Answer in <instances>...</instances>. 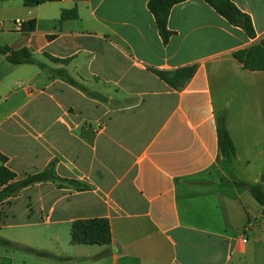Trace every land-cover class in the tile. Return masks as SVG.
Masks as SVG:
<instances>
[{
	"label": "crops",
	"instance_id": "crops-1",
	"mask_svg": "<svg viewBox=\"0 0 264 264\" xmlns=\"http://www.w3.org/2000/svg\"><path fill=\"white\" fill-rule=\"evenodd\" d=\"M231 1L255 37L205 0L173 6L167 43L150 0H0V46L27 47L102 97L0 55L5 164L22 177L55 161L59 176L90 186L40 182L0 204V237L66 257L0 245V264H264V208L226 182L257 184L264 171V71L234 57L264 39V0ZM72 9L78 17L62 20ZM192 64L181 89L151 70ZM222 113L232 162L218 143ZM92 218L109 220L111 245L71 242L74 221Z\"/></svg>",
	"mask_w": 264,
	"mask_h": 264
},
{
	"label": "trees",
	"instance_id": "trees-1",
	"mask_svg": "<svg viewBox=\"0 0 264 264\" xmlns=\"http://www.w3.org/2000/svg\"><path fill=\"white\" fill-rule=\"evenodd\" d=\"M53 0H24L27 6H35L41 3ZM186 0H150L149 9L153 13L157 27L163 37L165 43L173 34L168 28L169 14L173 6ZM213 9L223 16L230 24L239 26L245 34L253 38L255 37V29L252 19L249 15L239 9V7L231 0H205ZM78 17L76 9L63 11L62 20ZM36 29V21L31 20L22 26L23 32H32ZM12 53L11 56H7ZM0 55L7 56V60L14 65L35 64L42 70L47 71L52 77L60 78L70 85L82 90L87 95L95 98H102L100 94L89 91L84 85L73 78L64 68H50L45 63L34 58L32 51L27 48L13 50L10 47L0 46ZM54 62L67 63L68 59H57L50 55H46ZM234 57L245 69L251 71H264V39L248 49H241L234 53ZM196 64L180 67L174 70L151 69L161 80L170 87L181 89L188 80L195 74ZM105 99V98H104ZM218 143L222 155L232 162L235 155V146L227 127V115L222 113L218 118L217 124ZM0 159L4 162L0 166V204L8 201L12 197H16L20 192L31 185L40 182L52 181L57 188H73L76 191L90 190V186L78 179L61 177L55 170V161L49 163L43 170L36 173L26 174L20 177L15 171L9 168L5 163L7 157L0 153ZM236 186L247 189L255 198V200L264 208V171L261 175V182L250 184L243 180L234 178L230 181ZM71 242L74 244L87 245H111L112 233L110 222L107 218L78 219L74 221L71 230ZM0 245L19 251L28 252L39 257H45L56 260H65L66 257L58 256L54 253L39 250L26 245L13 242L9 239L0 237Z\"/></svg>",
	"mask_w": 264,
	"mask_h": 264
},
{
	"label": "water",
	"instance_id": "water-1",
	"mask_svg": "<svg viewBox=\"0 0 264 264\" xmlns=\"http://www.w3.org/2000/svg\"><path fill=\"white\" fill-rule=\"evenodd\" d=\"M12 53H8L7 56H11Z\"/></svg>",
	"mask_w": 264,
	"mask_h": 264
},
{
	"label": "built area",
	"instance_id": "built-area-1",
	"mask_svg": "<svg viewBox=\"0 0 264 264\" xmlns=\"http://www.w3.org/2000/svg\"><path fill=\"white\" fill-rule=\"evenodd\" d=\"M16 23H19V21H17Z\"/></svg>",
	"mask_w": 264,
	"mask_h": 264
}]
</instances>
